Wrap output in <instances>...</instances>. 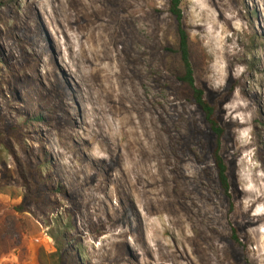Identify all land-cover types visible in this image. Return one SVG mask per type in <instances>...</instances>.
I'll return each instance as SVG.
<instances>
[{
	"label": "rangeland",
	"instance_id": "obj_1",
	"mask_svg": "<svg viewBox=\"0 0 264 264\" xmlns=\"http://www.w3.org/2000/svg\"><path fill=\"white\" fill-rule=\"evenodd\" d=\"M181 1L196 84L226 131L232 205L214 135L179 81L169 0H20L0 9L15 74L0 70V229L21 233L0 264H39L61 221L87 264H264V0ZM33 82L53 126L43 152L67 197L18 214L15 155L42 148L19 135L28 101L9 92L24 99Z\"/></svg>",
	"mask_w": 264,
	"mask_h": 264
},
{
	"label": "trees",
	"instance_id": "obj_2",
	"mask_svg": "<svg viewBox=\"0 0 264 264\" xmlns=\"http://www.w3.org/2000/svg\"><path fill=\"white\" fill-rule=\"evenodd\" d=\"M18 1L20 0H0V9L10 8V6H14ZM181 4V0H169V13L177 22L178 50L176 52L180 55L183 70L182 75L179 77V81L191 89L192 102L202 111L205 122L214 135L215 140L212 159L217 179L222 193L229 199L232 205L228 166L222 155L223 139L226 131L221 126L216 115V107L206 99L204 90L196 84L190 37L183 26L184 15ZM0 64V70L1 68L6 70L8 74L7 78H14L15 74L11 70L9 60L1 56ZM8 82L9 81H6L5 84L8 85ZM42 94V90H38L34 82L26 89V94H23L25 95L24 99H21L22 92H19L18 95L9 92L12 99L24 100L25 103L28 101V103H26L28 106L24 108L26 109L24 113H19L21 117L17 125L19 135L25 137L27 140L36 138L42 148L41 151L37 153H28L26 151L25 158L15 155L18 179L24 190L23 202L15 208L18 214L27 213L31 206H36L41 210H49V208L53 207L54 202L58 198L67 197L66 190L56 183L51 156L49 153L43 152L44 144L50 141V137L44 136L43 129L53 130V126L50 117L47 116L48 112L46 107L43 105L45 102L37 101L39 99L41 100ZM71 145L73 147L76 146L74 141ZM2 190L3 187L0 186V193ZM56 212L58 216L59 212ZM7 225L8 222L0 229V258L8 254L10 250V241L21 237L20 231L10 230L7 228ZM73 230L74 229L70 226H65L63 221L57 222V225L52 227L49 233V237L54 242L55 252L48 253L44 248H41L38 254L39 264H87L80 259V257L84 256V249L77 237L72 234ZM232 238L233 241L239 244L237 230L235 228H233ZM23 241L24 240L21 239V243Z\"/></svg>",
	"mask_w": 264,
	"mask_h": 264
},
{
	"label": "crops",
	"instance_id": "obj_3",
	"mask_svg": "<svg viewBox=\"0 0 264 264\" xmlns=\"http://www.w3.org/2000/svg\"><path fill=\"white\" fill-rule=\"evenodd\" d=\"M24 264H28L27 262L26 263H24ZM31 264H33V262L31 261Z\"/></svg>",
	"mask_w": 264,
	"mask_h": 264
}]
</instances>
